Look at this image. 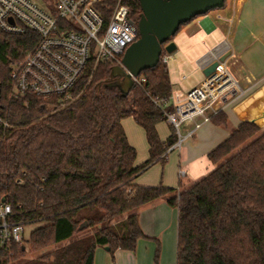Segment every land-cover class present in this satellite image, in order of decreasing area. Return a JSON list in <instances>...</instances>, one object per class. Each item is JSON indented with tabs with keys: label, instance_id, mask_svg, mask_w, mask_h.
Instances as JSON below:
<instances>
[{
	"label": "trees",
	"instance_id": "trees-1",
	"mask_svg": "<svg viewBox=\"0 0 264 264\" xmlns=\"http://www.w3.org/2000/svg\"><path fill=\"white\" fill-rule=\"evenodd\" d=\"M122 2L138 21V2ZM37 41L31 31L0 30V204L10 206L9 222L39 224L19 244L0 238V264H94L96 248L111 256L134 251L144 237L137 212L157 199L178 210L176 264H264V128L248 121L231 128L207 154L215 169L185 188L138 186L135 179L164 164L176 141L174 132L162 141L156 131L172 111L165 52L126 97L108 86L113 66L99 64L61 105L13 92L11 67ZM126 118L145 132L149 156L140 165L121 125ZM210 122L229 128L222 112ZM28 250L39 254L26 260Z\"/></svg>",
	"mask_w": 264,
	"mask_h": 264
},
{
	"label": "built area",
	"instance_id": "built-area-1",
	"mask_svg": "<svg viewBox=\"0 0 264 264\" xmlns=\"http://www.w3.org/2000/svg\"><path fill=\"white\" fill-rule=\"evenodd\" d=\"M108 0H0V30L12 35L33 32L37 44L18 66L11 67L10 78L16 95L38 99L55 98L61 105L73 100L77 83L99 64L122 68L125 51L138 39L137 25L129 7L117 0L107 11ZM169 54L161 62L166 65ZM232 56L227 40L222 41L197 62L214 70L196 87L183 95H171L164 122L173 129L176 141L167 152L179 151L213 116L236 107L251 88L243 86L229 67ZM131 79L136 86L145 80ZM192 128L183 133V126ZM6 126V124H5ZM178 179L186 177L179 169ZM11 208L0 204V238L3 243H21L23 226L9 222Z\"/></svg>",
	"mask_w": 264,
	"mask_h": 264
},
{
	"label": "crops",
	"instance_id": "crops-1",
	"mask_svg": "<svg viewBox=\"0 0 264 264\" xmlns=\"http://www.w3.org/2000/svg\"><path fill=\"white\" fill-rule=\"evenodd\" d=\"M173 40L175 50L168 55L167 61L172 63L168 70L171 95L188 92L189 87L183 88L182 81L190 75L189 69L195 67L203 72L198 60L224 40L228 41L232 52L229 59L231 71L243 86L251 90L241 103L224 113L229 128L211 122L204 124L193 138L182 144L176 162H170L158 172L151 171L155 165L161 164L155 163L135 179V184L142 187L185 188L205 173L207 154L229 136L231 128L251 120H256L255 124L264 128V0H226L221 10L195 18ZM170 72L179 73L181 82L174 84ZM201 82L199 79L194 86ZM121 125L128 143L136 150V157L140 148L147 149L145 162L149 154L144 130L132 118L122 120ZM159 125H156L158 137L165 141L173 129L167 124L168 132L165 134L164 131V135L162 130L159 131ZM191 128V124L184 125L183 133ZM171 152H166V161ZM135 165L140 164L135 160ZM179 169L186 172L185 178L178 179ZM177 217V208L169 206L165 199L144 205L137 212V223L144 237L137 241L135 250H118L111 256L103 248H96L94 264H109V259L110 264H176Z\"/></svg>",
	"mask_w": 264,
	"mask_h": 264
},
{
	"label": "water",
	"instance_id": "water-1",
	"mask_svg": "<svg viewBox=\"0 0 264 264\" xmlns=\"http://www.w3.org/2000/svg\"><path fill=\"white\" fill-rule=\"evenodd\" d=\"M141 15L137 24L138 39L125 51L122 68L114 66L111 77L115 81L109 87L119 89L126 97L134 86L131 76L138 77L148 69L154 68L160 60L162 50L171 54L175 45L170 41L179 28L208 12L222 9L226 0H136ZM170 41V42H169ZM216 64L203 71L208 76ZM264 118V114L262 116ZM256 123V120H251ZM108 251V247H103Z\"/></svg>",
	"mask_w": 264,
	"mask_h": 264
},
{
	"label": "rangeland",
	"instance_id": "rangeland-1",
	"mask_svg": "<svg viewBox=\"0 0 264 264\" xmlns=\"http://www.w3.org/2000/svg\"><path fill=\"white\" fill-rule=\"evenodd\" d=\"M217 10H221V9H217ZM216 11V10H214ZM176 41V40H175ZM172 43L175 45V42L174 40L172 39ZM172 67V63L171 62H168L167 63V69L170 70ZM190 70V75L186 77V80L185 81H182L183 82V88H188L189 87V90L190 91L191 89H193L195 86V82H197L199 79H201V81L204 80L205 76L203 74L202 71H199L197 70L195 67H191ZM180 76L179 73L177 72H170V77L172 78L173 80V83H179L181 82V79H180ZM162 130L163 134H164V131H165V134H167L168 132V127H167V123L166 122H163V123H160L159 125V131ZM164 134V135H165ZM144 149V148H143ZM143 149H139L137 151V157H136V162L141 164L146 158H147V149L144 151ZM143 150V151H142ZM177 154H178V151L177 150H174L173 152L169 153L168 154V158H167V161L161 165V164H157L155 165L151 171H157L159 169H163V168H166L168 166V164L171 162L172 164L174 163V161L176 162L177 160ZM176 159V160H175ZM206 167L207 169H205V173L199 178H204L205 176H207L210 172H212L214 169H215V166L212 165L208 160H206ZM37 226H39V224H30V225H26L24 228H23V231H24V236L25 238H27L28 234L34 229L36 228ZM90 233V232H89ZM55 248V246H52L50 247L48 250H53ZM39 253H34V252H31L28 250L27 254H26V257L25 259L26 260H30V259H33L35 258L36 256H38ZM111 263V259H109V264Z\"/></svg>",
	"mask_w": 264,
	"mask_h": 264
},
{
	"label": "flooded vegetation",
	"instance_id": "flooded-vegetation-1",
	"mask_svg": "<svg viewBox=\"0 0 264 264\" xmlns=\"http://www.w3.org/2000/svg\"><path fill=\"white\" fill-rule=\"evenodd\" d=\"M136 1V0H135ZM141 11V10H140ZM140 15H141V13H140ZM140 15H139V19H140ZM139 21V20H138ZM138 21H135L134 20V22H135V24L137 25L138 24Z\"/></svg>",
	"mask_w": 264,
	"mask_h": 264
}]
</instances>
